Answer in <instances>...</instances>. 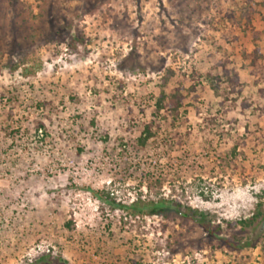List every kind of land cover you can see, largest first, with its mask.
Segmentation results:
<instances>
[{
	"label": "rangeland",
	"instance_id": "374dc122",
	"mask_svg": "<svg viewBox=\"0 0 264 264\" xmlns=\"http://www.w3.org/2000/svg\"><path fill=\"white\" fill-rule=\"evenodd\" d=\"M257 210L264 0H0V264H264L263 223L231 226Z\"/></svg>",
	"mask_w": 264,
	"mask_h": 264
},
{
	"label": "trees",
	"instance_id": "16d2710c",
	"mask_svg": "<svg viewBox=\"0 0 264 264\" xmlns=\"http://www.w3.org/2000/svg\"><path fill=\"white\" fill-rule=\"evenodd\" d=\"M257 56H250V65L252 67H257ZM173 75L172 71L167 72L166 76L163 78V82L165 83L167 79ZM222 75L225 77L230 89H234L239 83L240 79L238 74L231 73L225 67L222 68ZM182 95L178 90L173 91L171 94L166 95L164 92H161L156 99L155 109L160 111L161 109L167 107L170 112L173 114L178 113V109L182 103ZM35 136L42 141L48 136V132L42 122H38L35 126L34 130ZM152 137V133L149 126H146L144 132L137 139V144L140 147H143L145 143ZM81 148L77 150V153H81ZM89 192L96 197L100 201H106L99 196L98 191L89 190ZM122 208L126 211L130 216H167L169 212H175L179 215L180 218L183 219H193L195 222L200 224L202 227L208 230V232L213 235H220L222 232V228L220 225L210 226V222L207 219L206 213L191 209L190 207H184L175 202V201H165L163 199L157 200L156 202L148 201L144 202L141 198H137L135 201L130 203L127 206H122ZM183 209V211L181 210ZM257 220H260L264 226V213L260 210H257L252 216L247 219L239 220L238 222L231 223V226H240L241 229H246L251 227ZM68 227L70 225L68 224ZM47 257L42 256L40 259L45 260Z\"/></svg>",
	"mask_w": 264,
	"mask_h": 264
}]
</instances>
